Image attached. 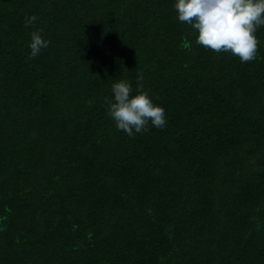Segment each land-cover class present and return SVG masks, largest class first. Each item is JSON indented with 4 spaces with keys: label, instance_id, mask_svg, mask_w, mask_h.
Segmentation results:
<instances>
[{
    "label": "trees",
    "instance_id": "obj_1",
    "mask_svg": "<svg viewBox=\"0 0 264 264\" xmlns=\"http://www.w3.org/2000/svg\"><path fill=\"white\" fill-rule=\"evenodd\" d=\"M173 4L0 0V264H264V26L241 63ZM138 74L167 123L129 137Z\"/></svg>",
    "mask_w": 264,
    "mask_h": 264
},
{
    "label": "clouds",
    "instance_id": "obj_2",
    "mask_svg": "<svg viewBox=\"0 0 264 264\" xmlns=\"http://www.w3.org/2000/svg\"><path fill=\"white\" fill-rule=\"evenodd\" d=\"M173 8L179 22L190 25L195 43L215 52H229L241 63L256 58L260 41L257 29L264 26V0H174ZM38 20L36 14L24 17V26L31 27ZM40 29L29 32L27 46L30 57H37L49 46ZM138 88L133 94L131 83L117 79L110 85L111 99L106 114L115 128L129 137L147 131L149 125L163 128L167 123L162 105L153 101L147 91Z\"/></svg>",
    "mask_w": 264,
    "mask_h": 264
}]
</instances>
